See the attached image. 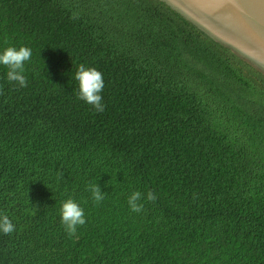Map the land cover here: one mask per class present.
<instances>
[{
    "label": "trees",
    "instance_id": "trees-1",
    "mask_svg": "<svg viewBox=\"0 0 264 264\" xmlns=\"http://www.w3.org/2000/svg\"><path fill=\"white\" fill-rule=\"evenodd\" d=\"M8 46L32 56L27 87L0 65V264H264V71L162 0H0ZM137 190L157 196L140 213Z\"/></svg>",
    "mask_w": 264,
    "mask_h": 264
},
{
    "label": "water",
    "instance_id": "water-1",
    "mask_svg": "<svg viewBox=\"0 0 264 264\" xmlns=\"http://www.w3.org/2000/svg\"><path fill=\"white\" fill-rule=\"evenodd\" d=\"M264 71V0H162Z\"/></svg>",
    "mask_w": 264,
    "mask_h": 264
},
{
    "label": "clouds",
    "instance_id": "clouds-1",
    "mask_svg": "<svg viewBox=\"0 0 264 264\" xmlns=\"http://www.w3.org/2000/svg\"><path fill=\"white\" fill-rule=\"evenodd\" d=\"M32 56L30 48L20 46L19 48L8 46L0 51V65L6 67V77L9 82H15L20 87H27V78L23 74L24 65ZM78 84L76 92L77 98L92 106L97 113L105 110V104L102 102L101 95L104 89L103 75L95 67H87L79 64L76 67L74 77ZM59 178L62 173L58 171ZM87 190L91 193L92 199L99 203L104 199L105 193H102L96 183H90ZM142 199L154 202L157 199L156 194L148 190L142 194L140 191H133L127 197V203L132 212L140 213L143 211ZM59 215L65 231L71 237L74 236L77 227L86 223L84 210L71 197L60 202ZM15 231V225L6 214H0V232L8 235Z\"/></svg>",
    "mask_w": 264,
    "mask_h": 264
}]
</instances>
